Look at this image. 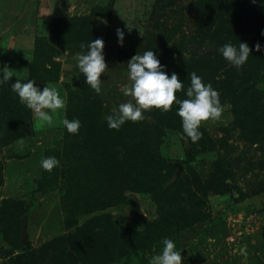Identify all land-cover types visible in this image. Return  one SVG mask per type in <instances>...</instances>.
Returning a JSON list of instances; mask_svg holds the SVG:
<instances>
[{
	"label": "rangeland",
	"instance_id": "1",
	"mask_svg": "<svg viewBox=\"0 0 264 264\" xmlns=\"http://www.w3.org/2000/svg\"><path fill=\"white\" fill-rule=\"evenodd\" d=\"M73 16L87 18L104 41L108 68L102 92L87 86L77 67L75 57L86 53L81 46L53 52L58 79L37 82L41 90L54 87L67 102L73 95H96L98 119L107 125L113 109L134 102L123 91L131 84L128 61L152 50L169 76L175 72L183 81L178 99L187 98L190 74L196 72L221 93L224 111L219 120L201 123L203 137L195 144L182 138L175 102L168 112L145 111L146 122L155 125L147 158L142 150L149 135L143 130L115 152L124 158L128 149L134 157L139 149L146 171L120 180L115 198L107 194L91 207L75 190L85 189L99 167L77 169L75 161L81 155L85 163L87 153L63 146L67 107L53 115L52 125L28 108L22 122L6 113L0 93V264H148L162 250L163 238L182 251L183 264H264V124L258 122L259 141L251 142L244 131L251 123L243 116L250 104L264 119V67L253 57L255 45H264V0H0V68H11L10 82L27 81L33 55L54 48L50 37L35 43L47 38L50 21ZM118 28L125 34L122 47ZM227 42L237 47L246 42L252 49L239 70L217 51ZM133 124L123 125L126 137L136 129ZM45 155L59 157L60 165L45 171L40 166ZM176 163L181 172L174 178ZM122 169L120 161L113 164L117 179ZM149 173L150 186L142 183ZM85 240L95 251L81 262L78 250Z\"/></svg>",
	"mask_w": 264,
	"mask_h": 264
},
{
	"label": "clouds",
	"instance_id": "2",
	"mask_svg": "<svg viewBox=\"0 0 264 264\" xmlns=\"http://www.w3.org/2000/svg\"><path fill=\"white\" fill-rule=\"evenodd\" d=\"M255 3V0H253ZM117 42L122 47L125 34L121 29L116 30ZM264 35V32H262ZM81 47H85L81 45ZM86 53L75 57L77 67L85 78V83L97 95L102 92L101 76L108 68L103 53L104 41L102 38L91 40L87 44ZM255 50H264L261 44L255 45ZM218 53L238 70L247 62L252 49L246 42H240L238 47L227 42L217 49ZM156 53L145 51L142 55L131 57L127 64L130 85L124 87V95L134 99L121 103L113 114L107 115L105 120L109 129L119 131L127 122H139L145 119L143 113L153 108L168 112L173 103L179 107L176 114L181 118L182 138L189 144H195L202 139L201 123L209 120H219L224 111L221 104V93L213 87L211 82H205L196 72L190 74V86L186 90V99H178L176 92L183 89V81L175 72L171 75L165 71ZM7 65L0 68L3 73L0 84L10 82L14 77ZM11 90L19 98V102L30 109L36 117L45 124H53V115L58 110H66V98L61 97L58 90L46 84L41 90L37 80L28 79L22 82L16 79L10 85ZM62 124L70 134H78L81 127L79 119L64 118ZM60 161L55 156L43 157L40 166L48 172L58 167ZM162 250L148 261V264H183L182 251L177 249L171 238H163Z\"/></svg>",
	"mask_w": 264,
	"mask_h": 264
},
{
	"label": "trees",
	"instance_id": "3",
	"mask_svg": "<svg viewBox=\"0 0 264 264\" xmlns=\"http://www.w3.org/2000/svg\"><path fill=\"white\" fill-rule=\"evenodd\" d=\"M106 8L110 13L112 11L111 3L107 5ZM49 24V34L47 38H38L35 43L42 44L50 37L52 42L54 43V48L44 47L41 49V52L44 50V54L42 53L40 55L41 52H38V55H33V57L31 58V63L27 64V80L35 79L37 80V82L54 83L58 79L59 65L52 61L53 52L55 51V54L57 53V55L60 50L71 52L74 47L81 45L85 46L83 48L81 47V52H84L85 50L87 51L86 46L91 41V39L94 36L95 38H97V34L96 31H94L93 26L91 25L89 20L83 16L53 19ZM95 38H93L92 40H94ZM262 47H264V45ZM253 55L255 63L264 67V50L257 52L254 49ZM245 80L248 81V79L245 78L241 79L242 82H244ZM11 83L14 82L5 83L4 86L0 89V93H2L1 96L3 97V99H6V102L2 104V107L5 108L6 113H8L9 115H13L15 118L23 122L25 119V115L27 117V107L26 109L24 107H20L21 105L15 98L16 94L11 90ZM81 95H73L76 98H69L67 102L68 115L66 114V118L69 120L79 119L81 122V127L78 134H70L67 132V130L64 131L63 139L65 140V142L63 143V146L64 144L71 145L74 151L81 152L82 154L87 153L86 155H88V158L85 163L83 162L84 159L81 155H79V161H75V167L77 169L81 170L83 167H90V165L92 164L98 165L99 170L96 171V173L92 177L93 181L89 182V184L86 185L85 189H83L81 185H77L75 190V192L79 195V198H81V201L88 200L89 206L96 207L99 205V203L104 202V197L107 194L112 195V198H115V196L119 194V185L121 184L120 180L122 182H126L128 179H130L132 173L146 171V165L144 164V162L147 158V155L145 151L147 150L149 143H151V141L153 142V139L155 138L152 131L153 129H155V125L151 126L146 122V119L139 122H133L136 129L128 130L127 133L129 134V136L133 132H136V130H138L139 132L143 130V134L146 131L148 132L149 137L147 139H149V141H146V143L143 144V146H145V149L142 150L144 151L143 153L146 158L144 156L140 157L139 155H137L138 153L142 154L141 152H139V149L133 150V153L135 155L134 157H132L133 155L131 151L128 152L127 149L124 150L126 152L124 159V153L123 155H121V153L115 152L116 145H118V148H120L123 143H127V145H129V139L133 140V138L131 136L129 138L128 135L126 137L123 126L118 132H116L113 129H109L108 126L104 124V122H101L98 119V112L101 110V108L99 106L100 101L96 98V95L95 97H89L88 95L86 96V94L84 93H82ZM10 97H12V100ZM246 97L247 96L242 94V98ZM250 106V104L248 105V107L246 106L247 109L245 114L242 113L243 116L247 118L251 123V128L249 127L244 131L247 133L246 138L248 140H250L251 142H258V129L261 124H264V119L261 114L255 113L252 108L249 109ZM153 120L155 119L153 118ZM258 122H260L261 124H259ZM135 134L140 136V133ZM152 144L153 143H151V145ZM48 156L50 155H45L44 157ZM57 158L59 160V157ZM130 160L133 161L135 165L130 162ZM119 161L122 164L123 169L120 171L122 173L119 174L117 179L115 177V174H113V164ZM177 165L179 166L180 164L176 163V166ZM92 172L93 170L90 171V173ZM145 176L142 175V183L149 184L150 186V173L146 179ZM161 180L162 181H160V183L163 182V178ZM113 182H116V187L114 188L113 186L115 185H111ZM153 187L154 186L152 185V188ZM163 187H169H167V182ZM153 190L155 189L153 188ZM161 196H163V194H161ZM98 233L100 234L101 232ZM82 242L84 243L78 250V252L81 253V262L87 257L88 252L91 254L92 250L95 251V247L92 241L85 240ZM113 242L115 243V241ZM72 247L73 246H71V249Z\"/></svg>",
	"mask_w": 264,
	"mask_h": 264
},
{
	"label": "water",
	"instance_id": "4",
	"mask_svg": "<svg viewBox=\"0 0 264 264\" xmlns=\"http://www.w3.org/2000/svg\"><path fill=\"white\" fill-rule=\"evenodd\" d=\"M27 133H28V131H27ZM186 148H187V149L189 148L187 144H186ZM180 172H181V167L178 166V171L176 172L174 178H175ZM25 242H26V241H25V235H24V232H22V243H25Z\"/></svg>",
	"mask_w": 264,
	"mask_h": 264
}]
</instances>
